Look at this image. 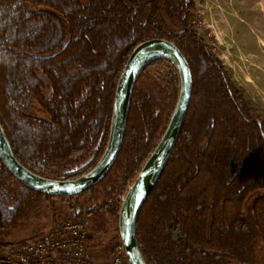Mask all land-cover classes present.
I'll list each match as a JSON object with an SVG mask.
<instances>
[{"label": "trees", "instance_id": "16d2710c", "mask_svg": "<svg viewBox=\"0 0 264 264\" xmlns=\"http://www.w3.org/2000/svg\"><path fill=\"white\" fill-rule=\"evenodd\" d=\"M165 5L168 0H0L1 124L32 171L45 175L43 163L93 150L89 161L57 178L86 173L105 150L117 81L132 50L150 37L170 39L188 57L193 88L170 159L138 215L140 249L148 264H259L244 208L259 192L252 213L264 250V122L194 28L167 29L159 17ZM159 62L171 67L166 81L147 73ZM177 94L172 64L151 62L135 83L116 161L79 194L37 191L0 158V228L16 226L46 201L54 208L56 199L75 211L72 219L118 216ZM35 103L47 118L30 114Z\"/></svg>", "mask_w": 264, "mask_h": 264}, {"label": "rangeland", "instance_id": "374dc122", "mask_svg": "<svg viewBox=\"0 0 264 264\" xmlns=\"http://www.w3.org/2000/svg\"><path fill=\"white\" fill-rule=\"evenodd\" d=\"M159 17L169 30L188 26L194 28L221 58L234 84L250 100L264 122V0H168V5L163 7ZM172 66L174 67L173 64ZM170 68L168 63L159 62L148 68L147 73L166 81ZM49 92L50 89L46 88L45 93ZM30 114L47 118V114L37 103ZM93 155L94 151L88 150L73 161L43 163L41 172L47 176L59 177L64 172L83 165ZM258 194L259 192L253 193L247 199L244 218L255 241L258 263L264 264L263 243L252 213V205ZM84 199L85 196L79 198L80 201ZM54 204L53 208L46 201L39 210L16 226L0 228V239H36L61 223L87 220L91 258L97 262H105L116 254V245L121 240L120 235H117L118 216L106 212L95 217L85 214L80 219H72L75 211L66 201L56 199ZM92 240L97 246L90 244ZM4 254L0 251V264H14L5 261Z\"/></svg>", "mask_w": 264, "mask_h": 264}, {"label": "water", "instance_id": "95a60500", "mask_svg": "<svg viewBox=\"0 0 264 264\" xmlns=\"http://www.w3.org/2000/svg\"><path fill=\"white\" fill-rule=\"evenodd\" d=\"M158 59L168 60L174 65L178 75V94L162 136L121 199L118 230L130 264H148L137 239L138 215L170 159L191 100L193 74L188 57L177 44L168 38L154 36L140 42L132 50L117 81L105 150L98 162L78 177H49L26 167L14 154L0 121V158L18 180L49 195L79 194L97 184L111 170L124 140L132 92L137 78L151 62Z\"/></svg>", "mask_w": 264, "mask_h": 264}, {"label": "built area", "instance_id": "2783aa9c", "mask_svg": "<svg viewBox=\"0 0 264 264\" xmlns=\"http://www.w3.org/2000/svg\"><path fill=\"white\" fill-rule=\"evenodd\" d=\"M89 222L67 221L36 239H0L3 259L14 264H130L123 242L105 262L93 260L88 250ZM121 239V238H120Z\"/></svg>", "mask_w": 264, "mask_h": 264}, {"label": "crops", "instance_id": "0c3cea01", "mask_svg": "<svg viewBox=\"0 0 264 264\" xmlns=\"http://www.w3.org/2000/svg\"><path fill=\"white\" fill-rule=\"evenodd\" d=\"M90 244H92V245L94 244L95 246H97V245L93 242V240L90 242Z\"/></svg>", "mask_w": 264, "mask_h": 264}]
</instances>
